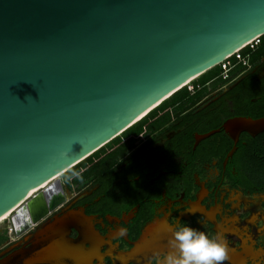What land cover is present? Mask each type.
Wrapping results in <instances>:
<instances>
[{"label":"water","instance_id":"95a60500","mask_svg":"<svg viewBox=\"0 0 264 264\" xmlns=\"http://www.w3.org/2000/svg\"><path fill=\"white\" fill-rule=\"evenodd\" d=\"M263 34L264 0H0V217L36 221L59 175Z\"/></svg>","mask_w":264,"mask_h":264},{"label":"flooded vegetation","instance_id":"af4514ba","mask_svg":"<svg viewBox=\"0 0 264 264\" xmlns=\"http://www.w3.org/2000/svg\"><path fill=\"white\" fill-rule=\"evenodd\" d=\"M245 56L225 78L191 86L200 97L171 104L150 130L121 132L59 175L62 196L36 221L16 229L7 216L0 264L23 252L41 257L34 264H163L178 221L222 235L223 264H264V199L253 201L264 194V130L223 127L264 117V52Z\"/></svg>","mask_w":264,"mask_h":264},{"label":"clouds","instance_id":"9594fccd","mask_svg":"<svg viewBox=\"0 0 264 264\" xmlns=\"http://www.w3.org/2000/svg\"><path fill=\"white\" fill-rule=\"evenodd\" d=\"M77 175L73 172L67 179L71 180L72 176ZM52 191L58 192L59 189L53 186ZM169 247L170 251L164 255L163 264H223L229 258V249L222 235L212 237L179 221L172 229Z\"/></svg>","mask_w":264,"mask_h":264},{"label":"trees","instance_id":"16d2710c","mask_svg":"<svg viewBox=\"0 0 264 264\" xmlns=\"http://www.w3.org/2000/svg\"><path fill=\"white\" fill-rule=\"evenodd\" d=\"M258 43L257 45L254 46V48H250L249 46H246L242 49V55H247L250 54L253 57H257L260 54H262L264 52V34L261 35L258 38ZM234 60V58H233ZM221 72V67L220 65H215L212 68L208 69L207 71H205L204 73H202L201 75H199L198 77H196L194 79V81H192V87L197 88L199 85L204 84L205 82H207L208 80H210L211 78L215 77L216 75H218ZM190 90H188L185 86L182 87L181 89H179L178 91H176L175 93H173L172 95H170L168 98H166L165 100H163L161 103H159L156 107H154L152 110H150L148 113H146V115H144L141 119H139L138 121H136L134 124H132L130 127H128L127 129H125L123 132H138V131H146V130H150V127L154 124L153 122V118L155 117H159V116H164V115H168L167 112V108L182 99H189V100H196L200 97V95L202 94V91H196L193 94H189ZM102 148V147H100ZM88 157L85 158V160L83 159L82 161L78 162L77 164H75L74 166H72L71 168H69L67 171H65V173H70L73 170H75L77 168V166L85 163V161L87 160Z\"/></svg>","mask_w":264,"mask_h":264},{"label":"built area","instance_id":"2783aa9c","mask_svg":"<svg viewBox=\"0 0 264 264\" xmlns=\"http://www.w3.org/2000/svg\"><path fill=\"white\" fill-rule=\"evenodd\" d=\"M258 41H259L258 39H255L252 42L248 43L246 46H249L252 49V48H254L255 45H257ZM242 49L241 50L239 49V50L235 51L234 53H232L231 55L225 57L224 59H221V61L217 63L218 65H221V74H220V76L222 78L226 77V75H227L229 69L232 67L234 61H238V62H241L243 64L245 63L246 56L242 55V52H241ZM233 58H234V60H233Z\"/></svg>","mask_w":264,"mask_h":264},{"label":"bare ground","instance_id":"6f19581e","mask_svg":"<svg viewBox=\"0 0 264 264\" xmlns=\"http://www.w3.org/2000/svg\"><path fill=\"white\" fill-rule=\"evenodd\" d=\"M196 77H198V76H196ZM190 82H191V80H189V82L186 81L184 84H185V85H187V84L189 85ZM47 183H49V182H47ZM47 183H46V184H47ZM43 185H45V184H43ZM43 185H42V186H43ZM42 186H40V187H42ZM35 191H36V190H35ZM11 213H12V212H8V213L5 214L4 216L0 217V223H1L5 218H7V216H9Z\"/></svg>","mask_w":264,"mask_h":264},{"label":"rangeland","instance_id":"374dc122","mask_svg":"<svg viewBox=\"0 0 264 264\" xmlns=\"http://www.w3.org/2000/svg\"><path fill=\"white\" fill-rule=\"evenodd\" d=\"M218 65V64H217ZM220 67H221V65H220ZM192 81H194V79L192 80ZM192 81L189 83V85L187 84L185 87L188 89V90H190L192 87ZM6 220V219H5ZM5 220H3L1 223H0V227L2 226V225H4V221Z\"/></svg>","mask_w":264,"mask_h":264}]
</instances>
